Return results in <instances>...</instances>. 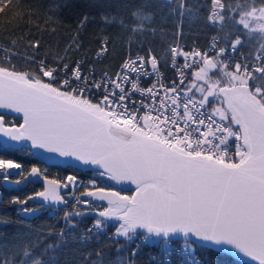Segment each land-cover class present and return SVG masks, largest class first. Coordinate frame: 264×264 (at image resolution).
Wrapping results in <instances>:
<instances>
[{
	"label": "snow or ice",
	"instance_id": "6c2138e0",
	"mask_svg": "<svg viewBox=\"0 0 264 264\" xmlns=\"http://www.w3.org/2000/svg\"><path fill=\"white\" fill-rule=\"evenodd\" d=\"M6 2L10 0H0V9ZM211 8L209 22L223 30L225 21H231L234 31L213 37L204 50L170 45L168 58L176 78L167 83L160 78L159 60L151 48L145 55L129 54L119 72L99 79L83 73L79 61L70 68L68 63L41 60L34 74L17 70L9 56L7 65L0 64V109L20 114L22 123L6 125L0 115V135L29 144L27 150L35 154L95 168L101 179L135 186L129 196L89 181L80 196L92 199H75L85 209L91 206L97 217L87 233H99L115 222L117 243L155 238L163 241L169 257L173 239L181 237L178 254L188 264H198L192 255L197 243L238 253L249 264H264V0H212ZM133 16L135 25L119 21L130 34L129 52L132 37L143 34V21L150 19L139 12ZM102 19L116 22L107 15ZM87 21L84 15L77 32ZM245 38H255V55L243 52ZM30 44L39 47V41ZM108 46L105 39L97 58ZM80 47L78 35H73L65 55ZM144 78H152L150 86H141ZM94 93L99 94L96 99ZM29 178L54 187L25 199L15 197L14 203L26 205L38 197L67 204L58 189L71 190L80 180L71 174L63 182L49 179L39 166L25 169L14 159L0 157L5 183L20 185ZM21 210L28 215L36 211ZM83 214L66 212L64 219L75 227L69 217ZM59 237L67 239L63 230ZM35 243L17 246L20 251L11 256L0 252V264H17L16 255L22 256L18 264H45L33 254ZM53 247L49 244L45 251ZM138 247L119 264H135Z\"/></svg>",
	"mask_w": 264,
	"mask_h": 264
},
{
	"label": "trees",
	"instance_id": "16d2710c",
	"mask_svg": "<svg viewBox=\"0 0 264 264\" xmlns=\"http://www.w3.org/2000/svg\"><path fill=\"white\" fill-rule=\"evenodd\" d=\"M180 3L181 0H10L0 9V64L7 65L10 56V63L17 70L35 74L41 60L49 65L68 63L70 68L79 61L83 73H89V77L94 75L99 79L104 73L112 76L119 72L129 54L145 55L146 50L151 48L169 82L176 78L168 58L170 45L178 44L185 49L195 46L204 50L213 37L220 39L235 29V25L228 20L225 21L223 30L209 22L212 0H183V9ZM54 5L61 7L56 8ZM181 11L183 16L180 15ZM134 12L150 19L143 21L147 26L143 34L132 37L129 52L130 34L121 29L119 21L123 20L128 26L137 24ZM84 15L88 16V21L77 32L78 21ZM104 15L115 17L116 22H106L102 19ZM178 27L182 29L181 35H177ZM73 35H78L80 50L65 55V49L71 43ZM105 39L108 41V50L103 57L97 58L95 54ZM30 41H39V47L33 48ZM245 43V55H255V38L251 42L245 38ZM5 49L10 51L6 54ZM58 56L63 59L58 60ZM249 58L251 59V56ZM249 83L252 85L253 81ZM6 120L8 124L12 121L16 125L21 124L18 118L6 116ZM0 157L14 159L22 163L25 169L39 166L45 174V171L51 175L58 174L63 180L71 174L86 184L91 180L98 183L104 181L95 172L39 165L30 151L25 149H2L0 146ZM41 190L40 185H30L20 192L8 190L3 188L0 179V192L3 193L0 199V252L11 256L20 251L17 246L36 242L32 248L33 254L43 259L45 264H119L120 258L128 257L131 251L139 246L135 264H167L164 261L162 243L161 246L156 243L145 245L123 240L117 243L113 237L116 226L112 223H108L104 231L87 233V229L93 226L97 218L91 212V206L85 209L83 205L73 203L66 209H42L39 215L28 217L21 209H35L38 206L30 200L26 205L13 202L15 197L25 199ZM77 210H83L86 214L70 216L69 219L76 225L71 227L64 219L65 213ZM61 230L67 237L64 241L59 237ZM84 234L90 238L81 239ZM49 244L54 247L45 251ZM5 245L7 247H4ZM176 245L179 243L176 242ZM118 248L120 251H117ZM195 251L204 264H249L206 247H196ZM21 258V255H16L17 264ZM171 264H178L177 260L174 259Z\"/></svg>",
	"mask_w": 264,
	"mask_h": 264
},
{
	"label": "water",
	"instance_id": "95a60500",
	"mask_svg": "<svg viewBox=\"0 0 264 264\" xmlns=\"http://www.w3.org/2000/svg\"><path fill=\"white\" fill-rule=\"evenodd\" d=\"M0 115H2L4 117L5 120V124L6 125H16L14 121L11 122V124H8L7 120H6V116L9 117H14V118H18L21 120L22 123V117L20 116V114L18 113H14L10 110H6V109H0ZM18 126V125H17ZM0 146L3 149H13V150H27L30 149V145L24 142L21 143H16V142H12L6 138H4L2 135H0ZM31 152V151H30ZM35 160L39 163V165L42 166H46V167H58L61 169H65V168H73L76 169L78 171H82V172H95L96 173V169L95 168H85L84 166L76 163L75 161H70V160H63L57 156L54 155H48L47 153H39V154H35L34 152L30 153ZM49 178V177H48ZM51 179V178H49ZM105 182L108 183L110 185V188L108 189H114L120 192L121 195H132L134 194L135 191V186L131 185V184H116L113 181H109L105 179ZM30 185H40L42 187V191L45 190V188H49V187H54L51 185H47L42 179H33V178H29L27 181H24L22 184L20 185H13L10 183H5L2 180V186L5 189L8 190H12V191H22L26 188H28ZM58 191H60V193L62 195L65 196V198H67L68 194L70 193V190L68 189H58ZM81 199H92L90 197H81ZM32 203L38 205V206H49L50 208L54 209V210H59V209H63L67 206V204H52L48 201H43L41 198H36L33 200H30ZM97 204H99L100 202H95ZM153 240H155V242L157 241L155 238H153ZM173 241H179V242H183L181 237H176L173 239ZM159 242H163L162 240H159ZM196 247H206V248H210L216 251L221 252L219 249L207 246V245H201L199 243L196 244ZM229 255H231L233 258L238 259L239 261L245 262V263H249L248 259L243 257L242 255L238 254V253H233V252H229L227 253Z\"/></svg>",
	"mask_w": 264,
	"mask_h": 264
},
{
	"label": "built area",
	"instance_id": "2783aa9c",
	"mask_svg": "<svg viewBox=\"0 0 264 264\" xmlns=\"http://www.w3.org/2000/svg\"><path fill=\"white\" fill-rule=\"evenodd\" d=\"M218 39V38H217ZM212 42V41H211ZM211 42L209 43V45L211 44ZM208 45V46H209ZM208 48V47H207ZM238 57H235L234 59H237ZM180 58H178V60H179ZM159 69H160V78L164 81V82H166L167 80V77H166V74H165V72L161 69V67H160V64H159ZM87 74H89V73H87ZM63 75V74H62ZM93 76V75H92ZM91 76V77H92ZM91 77H89V78H91ZM95 78L96 79H98L96 76H95ZM153 82V80H152V78H144V79H142L141 81H140V83H141V86H143V87H148V86H150L151 85V83ZM168 82V81H167ZM166 82V83H167ZM98 93H94L93 94V99H96L97 97H98ZM15 173V170H13V174ZM132 241H134V242H136L137 244H148V243H153L150 239H149V241L147 242V243H145L144 241H143V239H142V237H140V238H136V239H134V240H132ZM154 243H156L157 245H159V246H161V242H159V241H156V242H154ZM163 244V243H162ZM182 251V246H180V245H176V243H172V255L169 257V256H166V254H164V261L167 263V261H171V263L173 262V260L174 259H176L177 260V263L178 264H188V262L185 260V257L182 255V254H178L179 252H181ZM192 255L198 260V264H204L203 263V261L200 259V257H199V255L196 253V252H193L192 253Z\"/></svg>",
	"mask_w": 264,
	"mask_h": 264
},
{
	"label": "rangeland",
	"instance_id": "374dc122",
	"mask_svg": "<svg viewBox=\"0 0 264 264\" xmlns=\"http://www.w3.org/2000/svg\"><path fill=\"white\" fill-rule=\"evenodd\" d=\"M250 82V81H249ZM15 174V173H14ZM13 174V175H14ZM2 180V179H1ZM83 185H85V182L84 181H81V180H79V182H78V185L77 186H75V187H73V188H71L72 190H70V193L67 195L68 196V203H67V206L69 207H71V205L73 204V203H75V199L76 198H79L80 199V191L82 190V188H83ZM73 189L75 190V191H73ZM3 197V193L2 192H0V199ZM38 206V205H37ZM68 207H66V208H68ZM41 208H43V206H41ZM41 208H38V207H36L35 208V212L34 213H32L31 215H28V214H26L28 217H34V216H37V215H39V213L41 212ZM65 208V209H66ZM149 239H153V238H149ZM163 243V242H162ZM172 243H173V241H172ZM179 245L180 246H182V243H179ZM195 249H196V247H195ZM164 254H165V252H164Z\"/></svg>",
	"mask_w": 264,
	"mask_h": 264
},
{
	"label": "bare ground",
	"instance_id": "6f19581e",
	"mask_svg": "<svg viewBox=\"0 0 264 264\" xmlns=\"http://www.w3.org/2000/svg\"><path fill=\"white\" fill-rule=\"evenodd\" d=\"M48 168H56V169H61V168H58V167H48ZM65 169H67V168H65ZM68 169H73V168H68ZM73 170H76V169H73ZM46 172V175H47V177H50L51 179H60V180H63V178H61V177H59V175L58 174H54V175H51L50 173H48V171H45ZM14 176V178H15V174L13 175ZM59 180V181H60ZM63 181H65V179L63 180ZM63 181H61V182H63ZM85 182V181H84ZM103 183H105V184H103ZM99 185H103L105 188H110V185L108 184V183H106L105 182V179H104V181L103 182H100L99 181V183H98ZM88 186V184H86L85 183V185H83V188L84 187H87ZM72 190V189H71ZM42 191V190H41ZM73 191H75L74 189H73ZM68 207V206H67ZM40 214V213H39ZM114 225H116L115 224V222L113 223V226Z\"/></svg>",
	"mask_w": 264,
	"mask_h": 264
}]
</instances>
